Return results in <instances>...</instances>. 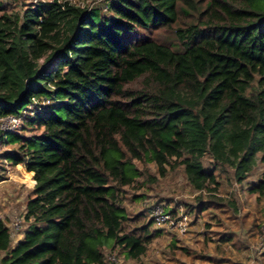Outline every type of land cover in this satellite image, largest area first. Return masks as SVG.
Segmentation results:
<instances>
[{
  "label": "trees",
  "instance_id": "1",
  "mask_svg": "<svg viewBox=\"0 0 264 264\" xmlns=\"http://www.w3.org/2000/svg\"><path fill=\"white\" fill-rule=\"evenodd\" d=\"M108 11L53 0L0 18V118L40 130L0 131L17 146L4 160L33 183L23 237L0 220V264H105L116 249L146 264L148 228L124 226L136 161L161 176L182 166L199 201L219 196V166L243 183L258 155L264 165V0H113ZM161 28L175 43L151 37ZM249 192L264 198V171Z\"/></svg>",
  "mask_w": 264,
  "mask_h": 264
},
{
  "label": "rangeland",
  "instance_id": "2",
  "mask_svg": "<svg viewBox=\"0 0 264 264\" xmlns=\"http://www.w3.org/2000/svg\"><path fill=\"white\" fill-rule=\"evenodd\" d=\"M52 0H0V18L3 14H20L29 6ZM69 1L80 7H96L109 14L108 5L113 0H59ZM184 22L193 19L185 17ZM146 36L139 32V36ZM151 37L165 44L175 43L173 29L161 28L153 31ZM29 109H33L32 106ZM23 123L17 132L30 136L40 130H23ZM17 150L13 144L0 145V220L14 234L15 241L23 235L29 223L24 219L26 204L33 190V183L21 167L13 166L4 160V154ZM248 178L238 183L233 168L219 166L216 170L220 183L219 196L212 198L203 193L199 201L196 193L188 184L182 166L169 167L161 176L154 163L144 164L136 161L142 175L132 186L124 188L123 207L128 220L127 233L141 235L148 228L152 240L147 253L142 257L146 264H264V198L250 194L251 184L257 183L263 174L264 165L259 161ZM205 167L214 168L215 162L209 155L203 158ZM236 204L235 210L229 202ZM202 204L212 205L207 211L199 212ZM162 210L174 214L176 218L188 217L187 232L182 234L169 224H158L154 214ZM15 222L22 227L15 229ZM229 239L228 241H226ZM105 264H134L120 254L105 250Z\"/></svg>",
  "mask_w": 264,
  "mask_h": 264
},
{
  "label": "built area",
  "instance_id": "3",
  "mask_svg": "<svg viewBox=\"0 0 264 264\" xmlns=\"http://www.w3.org/2000/svg\"><path fill=\"white\" fill-rule=\"evenodd\" d=\"M40 3H49V2H40ZM39 103L40 102L37 99H34V104L32 108L39 106ZM22 123H23L22 117H15V116L2 117L0 118V131L4 132L5 134L16 132L21 127ZM154 217L158 224L160 223L169 224L170 227L177 229L182 234L187 232V221H188L187 216L178 219L174 216V214H167L162 210H158L155 212ZM21 227H22V222H15L16 230L20 229Z\"/></svg>",
  "mask_w": 264,
  "mask_h": 264
},
{
  "label": "crops",
  "instance_id": "4",
  "mask_svg": "<svg viewBox=\"0 0 264 264\" xmlns=\"http://www.w3.org/2000/svg\"><path fill=\"white\" fill-rule=\"evenodd\" d=\"M22 237H23V235H21V236L18 238V240H20Z\"/></svg>",
  "mask_w": 264,
  "mask_h": 264
}]
</instances>
